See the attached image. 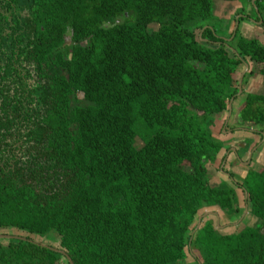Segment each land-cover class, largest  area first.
Listing matches in <instances>:
<instances>
[{"label":"trees","instance_id":"trees-1","mask_svg":"<svg viewBox=\"0 0 264 264\" xmlns=\"http://www.w3.org/2000/svg\"><path fill=\"white\" fill-rule=\"evenodd\" d=\"M215 1L0 0V128L45 157L40 175L30 160L0 171L1 231L57 235L74 264H188L203 208L234 211L233 190L209 176L226 144L217 117L244 59L264 64V44L219 35ZM246 104L264 122V95ZM252 190L264 222V182ZM194 242L202 264H264L258 229L223 236L207 221ZM62 258L0 242V264Z\"/></svg>","mask_w":264,"mask_h":264},{"label":"flooded vegetation","instance_id":"flooded-vegetation-1","mask_svg":"<svg viewBox=\"0 0 264 264\" xmlns=\"http://www.w3.org/2000/svg\"><path fill=\"white\" fill-rule=\"evenodd\" d=\"M223 19H225V17ZM234 32L236 34V31ZM222 37H224L225 40L227 39V41H232L235 35H233V37ZM15 55L16 58H20L21 62L23 61L24 54L19 52ZM22 64L26 67H31L26 61L22 62ZM253 64L255 65V68L252 67ZM17 66L21 68L18 63ZM241 66H243L241 75L245 72L246 77L247 75L248 77L246 78L244 75L241 92H238L229 101L228 111L224 115L225 121L223 128L221 129L222 133L219 134V136H227V134H232L234 136H232L233 138L231 140H224L226 144L217 154V159L219 158L221 160L219 172L222 174L220 180L213 183L216 187L227 186L228 189L233 190V196L235 197L234 211L228 212L226 208H223L220 205H213L203 208L202 212L198 214L196 226L190 231V238L185 247L187 255L186 261L189 256L195 264H202V257L198 252V247L194 240L200 229L204 228L207 221H210L214 230L218 231L223 236L236 235L247 228L264 231L263 220L253 212L255 203L254 192L252 190V186L257 187L259 183L263 184L264 182V122L253 119L257 116V113L254 111L249 114V116L253 118L245 119L246 115L244 112L249 94L264 95V88L261 90L262 92H258L259 88L256 90L253 89L260 85V79L262 78V75H264V73H262L264 64L255 62L251 57H247L244 59ZM239 68L240 67H238V69ZM240 81L241 78L238 84L239 90ZM261 81H264V79L262 78ZM250 85V90H247V87ZM243 94H245V96L242 99L241 97ZM238 100H240V102L236 105ZM256 105L258 106V104L253 105L254 110ZM226 126L229 128L227 129L229 133L226 132ZM22 128V132H26L25 127ZM10 133L12 132H6L5 128H0V171L2 169L9 170V168L14 170L17 166L24 165V163L27 165L28 160H30L31 168L38 171L37 173L40 175L45 164L44 155L41 152H28V145L25 143V136L24 139L16 136L11 138ZM220 139L223 140V138ZM252 215L255 217L251 220L254 221V224L250 225L249 221ZM211 216L214 219H211ZM201 217L202 220L199 223ZM230 230H232V233H229ZM0 234L11 236L0 238V242L4 245H9L12 239L25 240L23 238H27L26 235L15 232L11 229H6L5 231L0 230ZM30 240L35 239H29V241ZM54 248L63 249L67 253L63 254L60 252L63 254V258L61 259L63 264L67 261L70 262L69 258H71V256L65 248L61 247L60 244L59 246H54ZM187 263L190 264L188 261Z\"/></svg>","mask_w":264,"mask_h":264},{"label":"rangeland","instance_id":"rangeland-1","mask_svg":"<svg viewBox=\"0 0 264 264\" xmlns=\"http://www.w3.org/2000/svg\"><path fill=\"white\" fill-rule=\"evenodd\" d=\"M235 4H236L235 2H231V4H230V3L226 2V1H222V0H216L215 3H214V14L216 16L222 15V18L225 17V19H223V20L221 19L222 20L221 26H220L219 23H217L219 21L218 19L214 20V24H216V29H217L219 35H221V36H223L224 34L231 33L228 30L231 29L233 27V25L236 26L237 19H241L242 20L243 17L245 15H247L248 12L250 11L251 4L248 3L243 8V12H240L239 15H238V16H241L242 15V18L241 17L238 18V16H237L236 21H235L233 19L234 18V16H233L230 19L229 18V13H230V11H232L235 8V6H234ZM255 16H256V13H253V15H252V19L253 20H254ZM153 26H154L155 29L158 28L157 25H153ZM223 26H224V28H223ZM225 26H227V27H225ZM206 28H207V26H206ZM233 31H234V29H233ZM233 35H234V32H233ZM231 42H234V40L231 41ZM253 65H252V67L255 68V65L254 66ZM242 69H243V66H240V68L238 69V72H237L238 75H236V78H238V80H240V78H241V73L243 71ZM257 73H258V71H257ZM247 77H248V75H247ZM262 78L264 79V75H262ZM262 78L260 79V85H258L257 87H254L253 88L255 90L259 88L258 92H262L261 90H263V88H264V81H261ZM260 87H262V88H260ZM250 88H251V85L247 87V90H250ZM244 96H245V94H243L241 98L243 99ZM241 98H240V100H241ZM240 100H238L236 102V105H238V103L240 102ZM224 121H225L224 114L223 115L219 114L218 117H217V120H216V124L214 126L215 128H217V132L219 134L222 133L221 129L223 128ZM228 126L225 127L226 128V132H228V130H227V129H229ZM218 130H220L221 132L218 131ZM232 136H234V135L227 134V136H221L220 135L219 137L220 138H223V140H225V141H228V140H231L233 138ZM218 160H220V159L218 158L212 164L209 163V165H208V167H209V176H210V179H211V181L213 183L218 182L220 180V176L222 174L221 172H219V170H220L219 166L221 164V160L220 161H218ZM216 166H218V167H216ZM210 218L211 219H214L212 216ZM254 218L255 217L252 215V217H251V219L249 221L250 222V225H253L254 224V221H251ZM230 232L232 233V230H230L229 233ZM33 239H35V241H38V242H41V243L44 242V243H48V244H53V245H56V246L58 245L59 246V237L57 235H51V236L49 235V236H47L45 238H40V237L34 236ZM187 261L190 264H195V262L191 258H189V256H188V260ZM64 264H66V263H64Z\"/></svg>","mask_w":264,"mask_h":264},{"label":"crops","instance_id":"crops-1","mask_svg":"<svg viewBox=\"0 0 264 264\" xmlns=\"http://www.w3.org/2000/svg\"><path fill=\"white\" fill-rule=\"evenodd\" d=\"M256 2L258 4L257 6L254 5L253 0L251 1L250 11L248 12L247 15L243 17L242 20L237 19L236 26L233 25V29L234 31H237L238 29H240V33L244 37L248 39H255L259 41L261 44H264V0H256ZM246 5L247 4L245 3V6ZM234 6L235 8L229 13L230 19L233 16L235 17V19L237 18L243 5L242 3L237 1ZM241 11L243 12V10ZM253 13H256L254 20L252 19ZM239 17L242 18V15L238 16V18Z\"/></svg>","mask_w":264,"mask_h":264},{"label":"water","instance_id":"water-1","mask_svg":"<svg viewBox=\"0 0 264 264\" xmlns=\"http://www.w3.org/2000/svg\"><path fill=\"white\" fill-rule=\"evenodd\" d=\"M253 2L255 3L256 0H253ZM237 27H238V26H237ZM237 27H236V29H237ZM205 29H206V27L203 28V30H205ZM236 29H235V30H236ZM234 35H235V32H234ZM244 75H245V72H243V74L241 75L240 90H239V92H241V90H242V87H241V86H242V81L244 80V79H243V78H244ZM201 220H202V217L199 219V223L201 222ZM3 237H11V236H10V235L0 234V238H3ZM23 239H25V240H29V239H27L26 237L23 238ZM30 241H31V242H35V243H37V244H39V245H42V246L49 247V248L54 249V250H56V251L62 252L63 254H67L63 249H57V248H54V247L48 245L47 243H44V242L41 243V242H38V241H35V240H30ZM69 260H70L71 264H73L72 259L69 258Z\"/></svg>","mask_w":264,"mask_h":264},{"label":"bare ground","instance_id":"bare-ground-1","mask_svg":"<svg viewBox=\"0 0 264 264\" xmlns=\"http://www.w3.org/2000/svg\"><path fill=\"white\" fill-rule=\"evenodd\" d=\"M256 198H257V196H256Z\"/></svg>","mask_w":264,"mask_h":264}]
</instances>
